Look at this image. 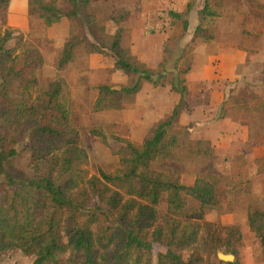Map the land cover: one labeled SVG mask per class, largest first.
I'll list each match as a JSON object with an SVG mask.
<instances>
[{
    "label": "rangeland",
    "instance_id": "rangeland-1",
    "mask_svg": "<svg viewBox=\"0 0 264 264\" xmlns=\"http://www.w3.org/2000/svg\"><path fill=\"white\" fill-rule=\"evenodd\" d=\"M208 1L215 16L200 14L205 0H90L75 19L63 17L50 27L33 4L35 12L29 16L28 28L21 29L11 23L8 5L0 0V24L2 31H15L7 49H37L44 57L34 96L45 92L52 82L63 84L69 126L76 146L87 156L83 169L89 178L114 173L120 167L125 142L141 145L176 109L179 118L168 129L165 153L150 169L178 178L187 187L204 179L214 185L217 194V204L204 211L199 240L183 253L184 258L194 254L204 264H233L236 260L239 264H264V250L247 221L250 210L264 209V161H253L252 136L243 138L239 130L221 126L228 119L250 125L237 108L242 104L238 93L249 88L228 78L233 66L225 67L222 59L233 47L244 48L248 56L257 48L264 50V0ZM56 6L64 14L73 11L67 1H57ZM170 13L181 15V19L171 18ZM118 30L126 56L141 70L150 71L158 86L142 81L136 95L100 93L104 86L120 91L139 81V76L115 68L111 47ZM70 40L75 43L73 60L59 69L63 45ZM247 61L248 70L236 74L251 75L246 83L263 91L264 83L253 82L259 74L263 76V62ZM247 102L243 106L253 116L260 102L257 97H249ZM228 134L234 135L233 140H221ZM55 146V150L65 149L61 142ZM17 151L19 155L8 162L6 170L16 177L38 176L40 170L34 166L28 140L18 145ZM5 185L6 179L0 177V199L5 196ZM167 208L164 197L157 207L159 222ZM199 210L198 202L186 199L187 215ZM228 226L237 227L242 234L237 258L209 251V229L222 231ZM154 249L155 255L162 250ZM221 255L233 257V262L222 261ZM35 259L18 250L0 253V264H34ZM155 260L154 256L153 264Z\"/></svg>",
    "mask_w": 264,
    "mask_h": 264
},
{
    "label": "trees",
    "instance_id": "trees-1",
    "mask_svg": "<svg viewBox=\"0 0 264 264\" xmlns=\"http://www.w3.org/2000/svg\"><path fill=\"white\" fill-rule=\"evenodd\" d=\"M31 2L30 14L36 4V11L42 12L50 27L63 17L75 19L90 0H67L73 11L65 14L57 8V1ZM200 14L215 16L208 0ZM170 16L181 19L177 13ZM14 32L2 31L0 24V177L6 179L5 196L0 199V253L18 250L35 256L34 264H153L154 256L156 264H204L194 254L185 259L183 253L199 240L205 209L217 204L214 185L198 178L187 187L178 178L150 169L165 153L168 129L179 112L175 109L160 122L141 145L125 142L120 167L114 173L89 178L83 169L87 156L76 146L69 126L63 84L52 82L45 92L33 95L44 57L37 49H7ZM121 34L118 30L111 47L115 68L139 76V81L120 91L104 86L100 93L136 95L142 81L158 86L150 71L141 70L126 56ZM74 49L72 40L63 45L59 69L73 60ZM25 140L34 166L40 170L31 179L6 170L8 162L19 155L17 146ZM57 142L65 145L63 151L55 150ZM164 197L168 212L159 222L157 207ZM188 198L200 204L199 212L187 215ZM247 217L264 250V209L250 210ZM208 232L212 254L223 251L238 257L242 234L237 227ZM156 246L162 250L155 255Z\"/></svg>",
    "mask_w": 264,
    "mask_h": 264
},
{
    "label": "crops",
    "instance_id": "crops-1",
    "mask_svg": "<svg viewBox=\"0 0 264 264\" xmlns=\"http://www.w3.org/2000/svg\"><path fill=\"white\" fill-rule=\"evenodd\" d=\"M46 1H59V2H64L67 0H46ZM8 14H9V18L11 23H16L18 24L19 28L21 29H25L28 28V24H29V16H30V6H29V0H9L8 3V10H7ZM66 36H68L69 31H66ZM57 40H59L57 38ZM61 41V40H60ZM65 40L62 41V43H64ZM244 48L240 49V48H231L230 52H228L227 55H224L222 61H223V65H225V67L228 66H233L232 69H230V72L228 73V78L231 79L234 78L237 81H240V83L238 84L239 86H245L246 88H249L246 91H241L240 93H238V95L240 96L239 98H241L242 96V104L241 105H237V108L239 109V111H241V113H244L246 115V121L250 123L249 124H245L242 123L240 121H233V119H228L225 121L221 122V126L225 127L226 129H235V130H239V136H242L243 138H249V136L253 137V142H254V147L252 149V153H254L255 157L253 159V161H264V90H258L256 91L254 89L255 86L251 85V84H247L246 82H250L251 81V75H239L236 74V71L239 72H245V70L247 69L246 63H248V58H250L251 60V64L254 63H259V62H263L262 64H264V50L261 51L260 48H257L256 50H254L252 53H250V56H248V53L246 51H243ZM247 61V62H246ZM115 65V63H114ZM255 66V65H254ZM264 71V69H263ZM224 75L227 73H223ZM246 74V73H245ZM226 76V75H225ZM260 77L254 78L256 80H253V82L256 83H264V72H263V76L259 74ZM227 80V79H226ZM246 80V81H245ZM244 82V83H243ZM254 84V83H253ZM249 97H253V98H258L259 100V105L257 106L256 109H254V115L251 116L249 113V111L247 110L248 108L243 106L245 103L247 102V99ZM227 103L228 100L226 99V101H224V103ZM243 102H245L243 104ZM225 103V104H226ZM226 108L231 107L230 105H226ZM250 116L252 117V120H250ZM239 120V119H238ZM251 121V122H250ZM212 127V125H211ZM251 131V132H250ZM254 132V133H253ZM234 135L230 136V134L225 135L223 139L225 138L227 139H232ZM246 139V141H247ZM244 141V139H243ZM244 141V142H246ZM229 142V141H228ZM236 142V141H234ZM230 143V142H229ZM238 143V142H237ZM232 144V143H231ZM245 144V143H244ZM229 145V144H227ZM247 221H248V217H247ZM260 242V241H259Z\"/></svg>",
    "mask_w": 264,
    "mask_h": 264
},
{
    "label": "water",
    "instance_id": "water-1",
    "mask_svg": "<svg viewBox=\"0 0 264 264\" xmlns=\"http://www.w3.org/2000/svg\"><path fill=\"white\" fill-rule=\"evenodd\" d=\"M220 259L222 260V261H226V262H233V257H231V256H224V255H221L220 256Z\"/></svg>",
    "mask_w": 264,
    "mask_h": 264
}]
</instances>
